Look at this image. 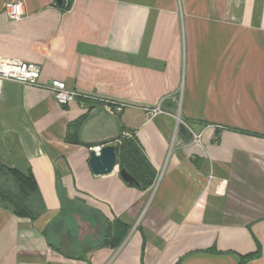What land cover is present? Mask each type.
<instances>
[{
	"label": "crops",
	"instance_id": "0c3cea01",
	"mask_svg": "<svg viewBox=\"0 0 264 264\" xmlns=\"http://www.w3.org/2000/svg\"><path fill=\"white\" fill-rule=\"evenodd\" d=\"M9 1L0 57L87 97L0 78V163L45 204L0 206V264H264V0H22L19 21ZM125 133L156 170L146 189L89 164ZM116 220L128 234L103 245Z\"/></svg>",
	"mask_w": 264,
	"mask_h": 264
},
{
	"label": "trees",
	"instance_id": "16d2710c",
	"mask_svg": "<svg viewBox=\"0 0 264 264\" xmlns=\"http://www.w3.org/2000/svg\"><path fill=\"white\" fill-rule=\"evenodd\" d=\"M69 7L63 3L60 5ZM119 141L118 155L121 168H126L146 189L156 180V170L147 159L136 137L124 134ZM136 184V183H134ZM0 206L14 213L36 219L45 212V204L32 171L11 168L0 163ZM109 239L103 245L118 246L126 237L130 226L120 220L113 222Z\"/></svg>",
	"mask_w": 264,
	"mask_h": 264
},
{
	"label": "built area",
	"instance_id": "2783aa9c",
	"mask_svg": "<svg viewBox=\"0 0 264 264\" xmlns=\"http://www.w3.org/2000/svg\"><path fill=\"white\" fill-rule=\"evenodd\" d=\"M5 12L9 19L13 21H19L23 19L26 14L24 2L22 0H10L5 5ZM40 76L41 66L35 62L0 57V78L2 79H11L23 84L47 87L54 94L56 101L60 105H66L69 101L78 96L87 97L85 94H79L75 90L69 89L66 85V82L62 80L56 79L52 80L48 84H41L39 81ZM107 102L114 104V107L112 108L115 113L121 112L127 105L126 103L121 102ZM143 109L148 117H154L163 112L160 106H145ZM200 137V135H197L195 140L200 142ZM100 147L101 146H95L92 149H94L96 152H99Z\"/></svg>",
	"mask_w": 264,
	"mask_h": 264
},
{
	"label": "water",
	"instance_id": "95a60500",
	"mask_svg": "<svg viewBox=\"0 0 264 264\" xmlns=\"http://www.w3.org/2000/svg\"><path fill=\"white\" fill-rule=\"evenodd\" d=\"M59 5L63 0H56ZM119 141L113 140L101 145L99 152L91 150L89 164L95 175H107L112 173L119 165L118 155ZM122 179L131 184L138 183L137 179L126 169H120Z\"/></svg>",
	"mask_w": 264,
	"mask_h": 264
}]
</instances>
